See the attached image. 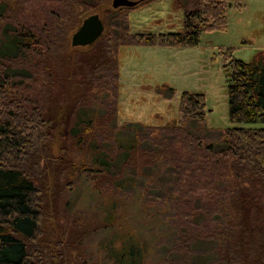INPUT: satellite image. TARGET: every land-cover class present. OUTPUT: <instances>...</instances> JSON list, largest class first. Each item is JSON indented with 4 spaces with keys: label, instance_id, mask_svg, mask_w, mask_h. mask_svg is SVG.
<instances>
[{
    "label": "trees",
    "instance_id": "obj_1",
    "mask_svg": "<svg viewBox=\"0 0 264 264\" xmlns=\"http://www.w3.org/2000/svg\"><path fill=\"white\" fill-rule=\"evenodd\" d=\"M171 1L174 10H183L180 32H132L131 7L104 10L102 35L86 46L71 74L78 75L87 91L95 90L94 99L81 95L60 120L53 114L66 91L70 34L83 14L111 0H51L40 11L41 21L0 29V264H46L38 236L51 201L56 206L75 177L87 175L98 192H117L138 182L136 168L157 165L166 167L165 188L155 196L171 206L175 231L170 251L190 254L196 252V243L212 245L203 262L171 257L160 264H264V127L233 125L203 132L182 124L115 122L121 47L194 46L202 32L227 27L228 7H242V0ZM7 9L0 0V18ZM220 54L227 74L229 122L264 124V49L250 61L235 58L232 48ZM101 91L111 100L97 101ZM158 91L174 93L165 85ZM93 103L102 112L95 115ZM205 112L204 94H180L182 118L202 121ZM54 136L62 142L59 155L50 148ZM85 151L90 159L76 160ZM128 170L133 172L125 174ZM106 218L110 220L109 213ZM115 238L122 240L113 251L115 263L140 264L139 239L132 234Z\"/></svg>",
    "mask_w": 264,
    "mask_h": 264
},
{
    "label": "rangeland",
    "instance_id": "obj_2",
    "mask_svg": "<svg viewBox=\"0 0 264 264\" xmlns=\"http://www.w3.org/2000/svg\"><path fill=\"white\" fill-rule=\"evenodd\" d=\"M2 1L8 4V9L0 18V29L5 24L26 26L41 21L40 11L49 7L51 0ZM106 8L111 9V4L86 12L82 19L89 14L98 13L106 26ZM131 8L129 27L132 32H180L183 29V10H174L171 0H155ZM226 17L227 27L224 30L202 32L198 44L194 46L121 47L116 124H182L194 131L203 132L210 129L222 131L233 125L264 127L262 123L229 122L227 74L220 54V50L232 48L235 58L250 61L258 50L264 49V0H242L240 9L227 8ZM87 50L86 46L71 45L67 49L64 61L66 91L63 102L53 114H57L55 116L58 120L67 116L71 106L81 95L94 99L92 95L95 90L90 88L87 91L81 85L78 75L74 78L71 76L72 69L79 67L77 60L80 55ZM162 85L173 88L174 93L171 96H167V91L161 93L158 88ZM37 86L40 89V85ZM183 91L204 94L206 112L202 121L180 116L179 99ZM96 96L97 101L111 100L106 91H101ZM90 107L97 110L95 115L102 110L97 103ZM61 147L60 137L54 136L50 141L52 153L59 155ZM83 158L85 161L89 160V152L76 154V160ZM135 171L141 175L137 177L138 182L132 188L125 185L124 189L117 192L111 189L98 192L90 178L81 174L75 177L73 186L63 193V199L60 198L56 206L51 201L49 216L38 236V244L47 257L46 264H116L113 251L122 240H113V237L122 234H132L139 239L143 253L140 264H160L163 259L171 257L198 263L203 262L205 255L212 254L209 242L196 243L195 253L177 254L170 251L175 231L170 215L171 206L166 201L158 202L159 199L155 196L165 188L166 167L157 165L142 170L136 168ZM131 172L133 171L128 170L125 174ZM48 186L51 189L52 182L49 181ZM108 213L110 220L106 218ZM60 241L62 245L64 243L68 246L63 249Z\"/></svg>",
    "mask_w": 264,
    "mask_h": 264
},
{
    "label": "water",
    "instance_id": "obj_3",
    "mask_svg": "<svg viewBox=\"0 0 264 264\" xmlns=\"http://www.w3.org/2000/svg\"><path fill=\"white\" fill-rule=\"evenodd\" d=\"M144 0H111V7H134ZM104 23L98 13H92L82 19L72 33L71 46H87L94 43L103 33Z\"/></svg>",
    "mask_w": 264,
    "mask_h": 264
}]
</instances>
